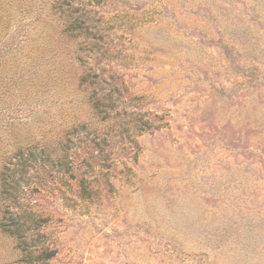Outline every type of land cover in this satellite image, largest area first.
Masks as SVG:
<instances>
[{
    "label": "rangeland",
    "instance_id": "obj_1",
    "mask_svg": "<svg viewBox=\"0 0 264 264\" xmlns=\"http://www.w3.org/2000/svg\"><path fill=\"white\" fill-rule=\"evenodd\" d=\"M3 223L0 264H264V0H0Z\"/></svg>",
    "mask_w": 264,
    "mask_h": 264
},
{
    "label": "trees",
    "instance_id": "obj_2",
    "mask_svg": "<svg viewBox=\"0 0 264 264\" xmlns=\"http://www.w3.org/2000/svg\"><path fill=\"white\" fill-rule=\"evenodd\" d=\"M95 107L96 108H98V104H95ZM138 129H140L139 130V132H142L143 130H141V128L139 127ZM5 232H12V233H17L18 234V232H14V228L13 227H11V226H9V227H7L6 226V224L5 223H3V224H1V226H0ZM19 249L22 251V253H24L25 251H26V248H22V246L21 247H19ZM45 258H43L42 260H44Z\"/></svg>",
    "mask_w": 264,
    "mask_h": 264
}]
</instances>
